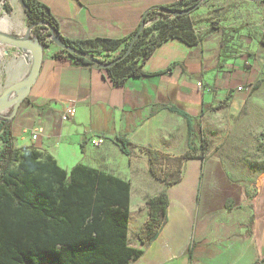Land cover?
<instances>
[{"label":"crops","instance_id":"crops-1","mask_svg":"<svg viewBox=\"0 0 264 264\" xmlns=\"http://www.w3.org/2000/svg\"><path fill=\"white\" fill-rule=\"evenodd\" d=\"M38 1L50 10L61 35L68 40L125 43L150 10L180 0ZM208 2L194 14L217 15L215 31L194 47L178 39L163 42L143 67L152 76L133 78L122 86H115L106 69L98 65H80L70 57L58 59L55 55L60 49L54 44L44 48L42 68L30 94L13 108L15 146L32 147L51 156L68 175L82 165L129 182L131 189V176L123 171L126 164L119 165V160H125L132 169L131 155H139L142 149L171 155L184 152L188 147V122L170 108H180L198 124L196 121L227 99H233L236 106L242 103L243 97L249 95L238 92V88L253 84L264 72V2ZM24 15L22 23L31 27L25 12ZM31 36L34 39L33 29ZM226 36L230 44L245 37V46L225 53L222 49ZM12 59L18 65L8 63V74L15 68L22 69L24 75L30 73L31 59L23 50L17 49ZM174 64L177 65L171 71L153 75ZM244 64L250 67L248 71L243 69ZM227 69L234 70L229 74ZM236 77L241 84L235 91H228V83ZM70 109L76 111L75 115L64 121ZM39 130L43 132L34 141L32 135ZM93 138H103L105 143L95 147L91 144ZM119 138L130 142L129 157L121 152ZM179 140L185 147L176 153L172 148ZM200 165L196 160L187 162L180 182L165 186L166 190L164 186L160 188V193L168 195L169 207L157 238L150 244L139 239L149 219V197L138 200V210L144 218L137 222L131 219L130 194L128 242L130 247L143 251L132 264H264V176L259 186L246 193L230 183L222 171L208 172L209 180L220 178L225 187H214V192L204 188L200 198L198 187L185 184L189 179L195 185L199 183L203 171Z\"/></svg>","mask_w":264,"mask_h":264},{"label":"trees","instance_id":"trees-1","mask_svg":"<svg viewBox=\"0 0 264 264\" xmlns=\"http://www.w3.org/2000/svg\"><path fill=\"white\" fill-rule=\"evenodd\" d=\"M19 1L30 25L34 26V39L42 48L52 44L50 37H58L65 45L101 63L104 61L98 56L109 55L122 48L114 59L105 64L117 61L106 69L115 86H122L133 78L152 76L143 67L163 42L178 39L194 47L202 41L194 30L195 23L182 13L202 6L203 0L150 10L142 20L145 25L143 32L131 53L122 61L118 59L124 55L142 24L125 43L101 39L71 41L61 35L58 22L38 0ZM184 5H187L186 9L182 8ZM158 14L165 16L166 20L147 30L149 18ZM215 30L212 27V31ZM148 36L150 39L144 46ZM139 50L143 52L136 58ZM55 57H70L80 65H95L86 57L70 55L63 50ZM131 60L134 62L129 63ZM176 65L153 75H163ZM228 101L219 103L211 112L225 108ZM170 110L187 120L188 148L191 149L201 125L195 124L178 107H171ZM12 122L13 117L4 119L0 124V142L3 143L0 150V264H132L140 259L143 251L130 247L128 242L131 184L82 165L76 166L68 175L51 156H44L32 147L17 148L12 135ZM202 140L205 141L204 138ZM117 142L121 152L129 157L130 142L125 138H119ZM148 152H151L153 163L156 156L151 150ZM189 156L188 151L184 155L186 159L196 158ZM204 158L203 151L198 159ZM151 174L158 176L153 166ZM180 180L181 177H178L167 185L173 186ZM146 206L149 219L139 239L150 244L163 225L169 207L167 193L148 198Z\"/></svg>","mask_w":264,"mask_h":264},{"label":"rangeland","instance_id":"rangeland-1","mask_svg":"<svg viewBox=\"0 0 264 264\" xmlns=\"http://www.w3.org/2000/svg\"><path fill=\"white\" fill-rule=\"evenodd\" d=\"M209 2L202 5H208ZM9 9V11H8ZM202 14H194V12L188 15L189 19L194 25V30L201 38L207 37L212 31V27H218L217 15L212 12H201ZM8 19V23L3 25L2 30L8 32V34L14 36L24 34L29 29L22 23L24 19V10L19 0H0V21L5 18ZM165 16L158 14L151 16L146 24L147 30L151 29L157 22L165 21ZM159 34L158 32H155ZM245 37L236 39L235 42L230 44L228 36L223 37V51L225 53H234L240 48L245 46ZM150 36H148L144 43L146 46ZM0 51L4 52V56L0 60V100L5 90L20 82V80H27L30 73H23L22 69L15 68L11 74L6 72L8 63L12 62V55L17 51V48L0 45ZM143 50H139L135 54L137 58L139 54H142ZM118 54L112 56L103 54L98 56L102 61L108 62L114 59ZM141 59V57H140ZM131 60L129 63H133ZM232 65V64H230ZM243 69L249 70L246 64L243 65ZM234 69L228 70L227 73H232ZM262 72V71H261ZM253 82L255 85V91L249 96L243 97L242 103L237 106L233 105V99L228 101L225 108L211 112L204 115L202 119L196 121L197 125H201L198 136L194 138L191 149L187 147L184 152V145L179 140L178 144L172 148L177 155L167 154L165 152L152 150L155 161H151L149 150L142 149L141 153L131 155L130 165L133 163V168L128 169V164L125 161L119 160V165L124 167L123 171L131 176L132 189H131V211L133 221L141 222L144 218L143 212L138 210V200L142 197H155L160 194V188L164 186L166 190L168 182L181 177L182 170L185 169L187 162L196 160L201 163L200 169L202 175L200 176L199 183L196 185L192 179L186 181L185 184L198 187L200 198H202L204 188L209 189L210 192H214L215 188L220 190L221 187H225V184L221 182L222 179L214 178L216 182L214 186L212 179L207 178V173L219 170L225 173L227 180L232 183L237 189H241L248 193L251 189L260 185V181L264 176V72L259 75ZM241 84V80L236 77L232 82L228 83L226 89L228 91H235L238 85ZM225 102V101H224ZM20 105V104H19ZM13 116V108L0 115V124L6 118ZM202 138L205 139L202 140ZM3 148V143L0 142V150ZM190 153L189 157H196L195 159H186L185 153ZM205 152V158L198 159L202 152ZM133 152L136 149L133 148ZM119 155L125 158L119 150ZM115 165H118V161L115 160ZM151 166L154 167L158 178L151 174ZM222 173V174H223ZM217 174L220 173L217 171ZM221 174V175H222ZM223 176V175H222ZM163 185H162V184ZM233 186V187H234ZM234 187V188H235ZM236 189V188H235Z\"/></svg>","mask_w":264,"mask_h":264},{"label":"water","instance_id":"water-1","mask_svg":"<svg viewBox=\"0 0 264 264\" xmlns=\"http://www.w3.org/2000/svg\"><path fill=\"white\" fill-rule=\"evenodd\" d=\"M210 0H203L202 3H207ZM252 2H264V0H246ZM201 6H195L189 10H186L182 15H190L199 9ZM145 16V15H144ZM144 18V17H143ZM34 26L29 27L24 36L16 37L8 34V32L0 29V45H5L9 47H14L19 50H23L27 56L31 59V71L27 80L20 81L10 87H8L2 95L0 100V115L4 114L6 111L17 107L23 102L24 99L28 97L30 91L35 84L38 75L41 71L43 60H44V48L40 47L37 44V40L33 39L31 36V31ZM145 25L142 22L141 29L138 34L135 36L133 41L130 43L128 49L118 61L124 60L132 51L135 46L136 41L139 39L140 34L143 32ZM52 44L56 45L60 50L67 52L70 55H76L81 57H86L90 59L95 65H98L101 68L107 69L108 67L114 66L117 61L110 64H103L99 60L93 58L92 56L83 53L79 50H76L73 47L65 45L61 39L58 37H52ZM11 118V117H10Z\"/></svg>","mask_w":264,"mask_h":264},{"label":"built area","instance_id":"built-area-1","mask_svg":"<svg viewBox=\"0 0 264 264\" xmlns=\"http://www.w3.org/2000/svg\"><path fill=\"white\" fill-rule=\"evenodd\" d=\"M187 1H190V0H180L178 3H182V2L185 3ZM175 4H177V3H175ZM182 8L183 9H186L187 8V5H184ZM49 41L52 42V37L49 38ZM199 87H201V85H199ZM254 88H255V85L254 84H248V85H246L244 87H239L238 88V92H244V93L250 95V94L253 93ZM75 112L76 111L74 109L68 110L66 112V114L64 115L63 120L64 121H69L75 115ZM42 132H43L42 130H39L36 133H34L32 135V139L34 141H36L38 139L39 134L42 133ZM104 143H105V139H103V138H93L92 141H91V144L93 146H95V147L101 146Z\"/></svg>","mask_w":264,"mask_h":264},{"label":"bare ground","instance_id":"bare-ground-1","mask_svg":"<svg viewBox=\"0 0 264 264\" xmlns=\"http://www.w3.org/2000/svg\"><path fill=\"white\" fill-rule=\"evenodd\" d=\"M4 18H5V17H4ZM6 23H8V19H6V18H5L4 20H1V21H0V29H1V30H2V28H3V25L6 24ZM4 54H5L4 52L0 51V60H1V58L4 56Z\"/></svg>","mask_w":264,"mask_h":264}]
</instances>
